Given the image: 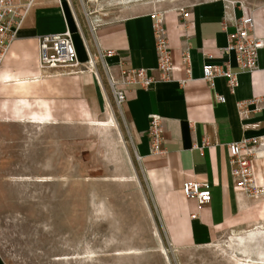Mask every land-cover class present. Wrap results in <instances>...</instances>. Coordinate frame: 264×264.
Listing matches in <instances>:
<instances>
[{"label":"crops","instance_id":"1","mask_svg":"<svg viewBox=\"0 0 264 264\" xmlns=\"http://www.w3.org/2000/svg\"><path fill=\"white\" fill-rule=\"evenodd\" d=\"M95 1L91 3L97 6V11L87 15L82 26L75 19L70 0H33L17 32V40L0 68V86L9 87L11 93L19 96V102L28 105L27 96L35 94L36 86L47 79L37 69L38 38L66 29L72 34L80 64L87 60L86 48L91 53L97 49L113 51L106 59L113 75L119 69H142L147 77L156 78L149 12L163 10L170 79L154 81L143 88L122 86L125 100L119 114L139 157L166 239L174 248L208 245L225 230L251 225V201L232 185L226 144L264 136V103L250 105L245 119L238 116L235 108L238 101L264 96V48L258 52L257 68L252 72H238L234 54L222 48L241 17H251L253 33L264 37L261 7L264 0H165L125 7L112 6V0ZM184 6L187 23L182 25L176 9ZM97 17L99 21H95ZM185 47L190 59L188 79L180 63V50ZM204 64H225L236 73L233 92L227 90L221 78H214L212 86L201 80ZM73 78L85 118L104 120L100 118L106 106H111L110 92L100 90L89 71ZM215 95L222 96L223 102H218ZM40 106L42 110L18 117L19 121L55 122L48 114L47 103L41 100ZM151 115L160 119L164 150L161 155L149 152L147 130ZM251 145L248 142L246 147ZM244 153L242 148L240 154ZM251 168L255 186L264 189V149L253 153ZM186 181L207 182L209 203L198 206L194 199H186L181 192Z\"/></svg>","mask_w":264,"mask_h":264},{"label":"rangeland","instance_id":"2","mask_svg":"<svg viewBox=\"0 0 264 264\" xmlns=\"http://www.w3.org/2000/svg\"><path fill=\"white\" fill-rule=\"evenodd\" d=\"M70 1L82 26L97 11L94 3ZM37 69L49 78L28 105L0 86V264H248L231 237L256 227L243 236L244 247L261 258L264 196L250 203L251 225L208 245L172 247L113 102L123 144L113 127L89 125L75 75L44 72L38 62ZM100 75L98 87L110 92ZM41 100L53 124L19 121L42 110ZM105 112L100 119H108Z\"/></svg>","mask_w":264,"mask_h":264},{"label":"built area","instance_id":"3","mask_svg":"<svg viewBox=\"0 0 264 264\" xmlns=\"http://www.w3.org/2000/svg\"><path fill=\"white\" fill-rule=\"evenodd\" d=\"M0 0V65L6 57L9 49L17 40V32L22 24L23 18L32 4L33 0ZM91 2V0H85ZM165 0H143L136 4H157ZM170 1V0H169ZM134 3V4H135ZM234 3V2H231ZM242 7V3H238ZM264 9V2L261 3ZM181 24L185 25L187 14L186 6L176 9ZM164 11L151 10L152 35L154 40L155 67L153 71L157 73L156 78L147 77L142 69H119L117 75H113L110 67L106 64V59L113 55V51L96 50L91 53L86 48L87 60L84 65L80 64L77 52L73 43L72 34L68 29L58 34H46L38 38V59L44 72H54V74L70 76L78 75L83 71H89L94 75L101 86V74L110 91L112 102L117 110L125 100L122 86L139 85L146 87L154 81H169L171 63L167 42ZM234 32L227 36V43L222 51H229L234 54L235 66L238 72H252L257 68L258 52L264 48V37H257L253 33V22L251 17H241L234 24ZM180 63L186 79L190 75V59L188 48L180 50ZM100 69V70H99ZM214 78L224 80L227 90L232 93L237 85L236 73L232 72L228 66L204 64L201 67V80L212 86ZM181 81L180 83H183ZM218 102H223L222 96L215 95ZM264 103V96L249 100H242L235 103L238 116L245 119L249 114V106L252 104ZM258 110V109H257ZM247 128L248 126H244ZM255 127V125H250ZM148 147L150 154L161 155L163 150V134L160 127V119L156 115L149 116V128L147 130ZM250 142L251 146L246 147ZM206 144V142H205ZM228 150L229 176L233 187L249 200L254 201L259 198L264 189L258 188L253 182L251 161L256 150L264 149V136L231 142L226 144ZM244 148L245 153L240 154ZM139 161V157H137ZM181 192L186 199H194L198 206L208 204L211 199L210 186L207 182L186 181L181 186Z\"/></svg>","mask_w":264,"mask_h":264},{"label":"bare ground","instance_id":"4","mask_svg":"<svg viewBox=\"0 0 264 264\" xmlns=\"http://www.w3.org/2000/svg\"><path fill=\"white\" fill-rule=\"evenodd\" d=\"M94 1L95 0H91V2H94ZM139 1H143V0H112V2H113L112 6L113 5H118V6H121V7H125V6H127L129 4H133V3L139 2ZM95 21H99V18L97 17L95 19ZM9 52H10V49H9L6 57L2 61L1 65H0V68H1L2 64L5 62L6 58L8 57ZM37 58H38V55H37ZM38 63H39V59H38ZM39 66H40V64H39ZM40 68L42 69L41 66H40ZM44 77L48 78L47 76H44ZM106 108H107L108 119L93 120V121H91L89 123V125H91L92 127H104V128H112L113 127L116 130V132H117V134H118V136H119V138L121 140V143H122L123 142L122 141L123 138L121 137V133L119 131V128H118L117 122H116V120L114 118V115L112 114L111 110L107 106H106ZM29 123L38 124V125L49 124V123H46V122H29ZM263 196H264V191H263V193H262V195L260 197L263 198ZM259 229H262V228L256 227L255 229H252V230H249V231H246V232L233 233V235L231 237V240H232L231 243H237L238 247L240 246L238 248V250H237V252L239 253V258L242 259L244 262H247L248 264H264V254L259 253L261 258H254V257H252L251 253H249L244 247L245 246L244 245V240L245 239H244L243 236L246 235V234H250L253 231H256V230H259Z\"/></svg>","mask_w":264,"mask_h":264}]
</instances>
